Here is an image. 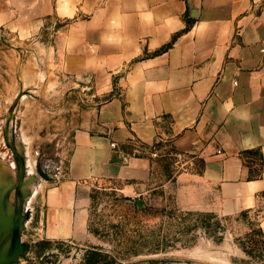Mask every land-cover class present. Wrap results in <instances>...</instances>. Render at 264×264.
<instances>
[{"label": "crops", "instance_id": "obj_1", "mask_svg": "<svg viewBox=\"0 0 264 264\" xmlns=\"http://www.w3.org/2000/svg\"><path fill=\"white\" fill-rule=\"evenodd\" d=\"M0 24V109L60 179L52 236L84 234L98 189L264 234V0H0Z\"/></svg>", "mask_w": 264, "mask_h": 264}, {"label": "rangeland", "instance_id": "obj_2", "mask_svg": "<svg viewBox=\"0 0 264 264\" xmlns=\"http://www.w3.org/2000/svg\"><path fill=\"white\" fill-rule=\"evenodd\" d=\"M60 23L50 24L57 31ZM4 30L0 24V46L18 44ZM5 113L0 109V187L10 220L0 248L19 228L20 242L29 244L11 264H264V234L256 224L209 209L187 210L177 192L140 196L138 206L117 191L98 189L84 234L52 236L47 197L60 179L38 162L39 151L32 155L22 145L14 110ZM19 157L26 170L21 188Z\"/></svg>", "mask_w": 264, "mask_h": 264}, {"label": "water", "instance_id": "obj_3", "mask_svg": "<svg viewBox=\"0 0 264 264\" xmlns=\"http://www.w3.org/2000/svg\"><path fill=\"white\" fill-rule=\"evenodd\" d=\"M16 154L18 155V153ZM20 162H21V179H20V188H21V186L24 183L23 180L26 170H25V164L21 158H20ZM3 193L4 191L0 187V240L4 238L3 235L8 227L10 220L5 213L4 201L2 197ZM137 204L138 206H140L142 204V201L139 199L137 201ZM22 207H23V199L22 197H20V201L18 204V213H17L18 219L21 218L20 213L22 212ZM19 234H20V228L17 229V231L12 235V237L8 239L6 243H4L2 248H0V264H11L17 261L18 256L20 254H24V252L29 249V244L20 242Z\"/></svg>", "mask_w": 264, "mask_h": 264}, {"label": "built area", "instance_id": "obj_4", "mask_svg": "<svg viewBox=\"0 0 264 264\" xmlns=\"http://www.w3.org/2000/svg\"><path fill=\"white\" fill-rule=\"evenodd\" d=\"M262 207H263V209H264V205H263Z\"/></svg>", "mask_w": 264, "mask_h": 264}]
</instances>
